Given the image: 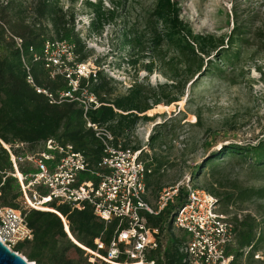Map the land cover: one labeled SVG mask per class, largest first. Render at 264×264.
Listing matches in <instances>:
<instances>
[{
  "label": "rangeland",
  "instance_id": "obj_1",
  "mask_svg": "<svg viewBox=\"0 0 264 264\" xmlns=\"http://www.w3.org/2000/svg\"><path fill=\"white\" fill-rule=\"evenodd\" d=\"M24 1L26 5L31 2ZM73 1L60 0V5L74 13L75 33L88 54L86 62L95 63L112 80L115 95L127 94L138 83L152 97L155 89L171 83L168 62L174 53L165 46L161 50L151 47L149 35L143 39L146 48L125 41L126 35L134 40L148 33L146 26L155 0H101L107 8L115 6L118 13L116 21L105 26L101 34L90 31L93 14L86 4L99 0ZM179 1L181 19L192 31L224 39V50L204 59L205 67L187 85L180 102L154 106L147 112L152 121H141L127 141L129 147L144 150L143 161L153 164L155 173L149 179L147 197L151 206H155L162 189L189 179L195 187L215 190L221 212L233 220H255L261 232L263 240L258 249L245 254L238 264H264V167L230 156L206 164L222 146L248 148L264 137V0ZM50 37L56 38L53 33ZM208 60L212 62L209 67ZM149 66L152 72H148ZM153 135L155 141H151ZM42 147L39 144L31 150L39 152ZM241 190L255 194L240 195ZM258 191L261 193L256 194ZM174 211L170 207V218ZM172 235L182 236L166 224L162 248H167Z\"/></svg>",
  "mask_w": 264,
  "mask_h": 264
},
{
  "label": "trees",
  "instance_id": "obj_2",
  "mask_svg": "<svg viewBox=\"0 0 264 264\" xmlns=\"http://www.w3.org/2000/svg\"><path fill=\"white\" fill-rule=\"evenodd\" d=\"M60 3V0H31L29 5H26L24 0H0V206L18 210L21 197L17 180L9 175L14 170L2 144L13 146L21 142L32 147L56 138L62 144L72 145L76 152L83 153L92 166L97 165L104 156L101 142L96 138L94 131L87 127L82 108L67 102L61 105L51 104L47 95L37 92V88L54 95L58 91H66L65 80L62 77L51 80L43 64L34 63L32 56L28 55L30 74L35 84L32 86L28 83V73L17 48L15 38L23 41L25 50L34 47L37 51L41 50L48 39L69 40L76 44L80 60H87L85 46L75 33L74 13L65 11ZM86 4L93 14L90 27L92 33L101 34L105 26L116 21L118 13L115 6L107 8L101 0ZM181 13L179 0H155L146 26L148 33L137 35L134 40H129L127 35L125 38L127 44L134 46L135 43L146 48L147 43L143 39L149 35L151 47L161 50L165 46L168 51L174 53L168 62L170 73L167 78L171 81L170 84L155 89L154 96L150 97L146 88L138 83H135L127 94L115 95V89L111 86L112 80L107 79L100 71L97 73V79L90 83L91 90L104 105L90 112L88 118L94 124L107 126L115 135L116 141L120 140L124 147H129V133L133 132L141 121H152L147 112L162 103L170 106L180 102L187 85L199 76L205 67L204 59L225 46L224 39L195 34L181 19ZM51 33L56 38H51ZM211 64L208 60L207 67ZM152 71V66H149L148 72ZM170 90L176 92L172 93ZM156 139L154 135L151 137V141ZM132 149L137 151L141 148L135 146ZM226 156L250 159L252 165L264 167V137L248 148L238 144L222 146L208 158L206 164L223 160ZM157 169L159 171V168ZM20 170L26 172L23 166ZM148 187H151L150 180ZM210 193L219 198L215 190ZM249 193L255 194L252 190H243L240 195ZM260 193L261 191L256 192ZM57 211L69 222L73 240L91 250L96 248L95 240L98 238L109 243L118 226L116 221L106 226L89 207L78 211L62 205ZM26 219L34 238L19 244L15 251L30 263L90 264V255L69 239L57 214L31 210L26 213ZM147 220L154 228L164 229L165 223L169 229L172 228L169 210L160 217L147 215ZM235 223L238 248L231 249L233 260L230 264H238V260L245 254L254 253L258 249L259 241L263 240L255 220L235 219ZM183 242L182 237L171 236L163 252L167 264H187L185 256L180 252ZM160 257L159 252L152 256L158 259Z\"/></svg>",
  "mask_w": 264,
  "mask_h": 264
},
{
  "label": "built area",
  "instance_id": "obj_3",
  "mask_svg": "<svg viewBox=\"0 0 264 264\" xmlns=\"http://www.w3.org/2000/svg\"><path fill=\"white\" fill-rule=\"evenodd\" d=\"M15 40L28 73V83L35 86L27 60L31 55L34 63L43 64L51 80L62 77L67 83V90L55 95L38 88L37 92L47 95L51 104L67 102L82 108L87 127L101 142L104 156L92 166L83 153L56 138L42 143L39 152H33L27 143L2 144L14 170L9 175L17 180L21 192L20 209L0 206L3 246L24 257L15 250L19 244L33 240L26 213L35 210L57 214L71 241L90 255V264H167L163 255L166 248H162L164 229L152 227L147 215L160 217L174 207L169 222L182 234L184 242L180 252L185 262L230 264L231 249L237 242L236 223L220 211L218 198L208 190L193 186L189 179L162 189L155 206H151L147 200L148 180L154 168L143 161L144 150L124 147L107 126L94 124L88 118L90 112L104 105L90 88L91 81L97 79V65L81 61L76 44L69 40L48 39L40 51L34 47L25 50L23 41ZM21 166L26 172L20 170ZM62 205L78 211L89 207L106 226L116 221L118 226L113 238L109 243L96 239L94 250L81 246L73 240L69 222L57 211ZM158 252L161 257L152 258Z\"/></svg>",
  "mask_w": 264,
  "mask_h": 264
},
{
  "label": "water",
  "instance_id": "obj_4",
  "mask_svg": "<svg viewBox=\"0 0 264 264\" xmlns=\"http://www.w3.org/2000/svg\"><path fill=\"white\" fill-rule=\"evenodd\" d=\"M0 264H34L26 258L12 252L0 242ZM36 264V263H35Z\"/></svg>",
  "mask_w": 264,
  "mask_h": 264
}]
</instances>
